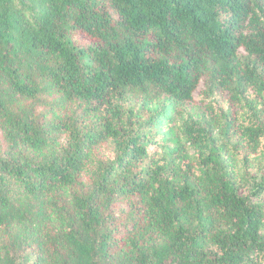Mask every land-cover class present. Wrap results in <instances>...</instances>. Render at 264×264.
I'll list each match as a JSON object with an SVG mask.
<instances>
[{
  "label": "trees",
  "instance_id": "1",
  "mask_svg": "<svg viewBox=\"0 0 264 264\" xmlns=\"http://www.w3.org/2000/svg\"><path fill=\"white\" fill-rule=\"evenodd\" d=\"M263 139L261 0H0V264H264Z\"/></svg>",
  "mask_w": 264,
  "mask_h": 264
},
{
  "label": "rangeland",
  "instance_id": "2",
  "mask_svg": "<svg viewBox=\"0 0 264 264\" xmlns=\"http://www.w3.org/2000/svg\"><path fill=\"white\" fill-rule=\"evenodd\" d=\"M261 3L264 4V0H261ZM81 43H83L82 40L78 39ZM242 56H246L245 54H241ZM211 81L206 77L203 82L200 83L194 97V101L191 105H177L174 102H170L165 100L164 105L166 106V110L169 113L170 121H168L162 128V130H159L157 132V129H153L150 131L149 136L153 137L154 140H157L161 143V140L164 141V145L168 150H172L175 147V140L179 134V130L182 128L183 123L189 122V121H195V122H202L206 121L207 117L203 113V109H201L202 100L203 97L206 98V101L208 103L214 102V110L217 112V115L223 116L226 114V110L228 107L227 103V97L224 92L217 90L216 87H213L210 83ZM248 95V93H246ZM249 97V95H248ZM140 101H138L135 97H129L126 106L135 110V111H141L147 110V108L143 107L142 104V98H139ZM201 103V104H200ZM198 106V107H196ZM176 110L180 111V115L176 114ZM142 121L146 122L148 119V116L144 115L142 117ZM172 119V120H171ZM264 144V139H263ZM161 151V149H160ZM111 150L109 149L106 154H109ZM238 169H241L240 174L245 175L246 169L244 168V165H247L249 167L248 169V175L255 174L256 170L255 167H253V161L251 159H244V154H240L238 157ZM252 166V167H251ZM256 202V201H255ZM261 206H264V197L258 201ZM113 211L115 215L118 218V223L122 225V223H126V212L127 208L125 204H117ZM119 232L124 233V229L121 228ZM31 259L29 264H32V262L35 260L34 254H31Z\"/></svg>",
  "mask_w": 264,
  "mask_h": 264
}]
</instances>
